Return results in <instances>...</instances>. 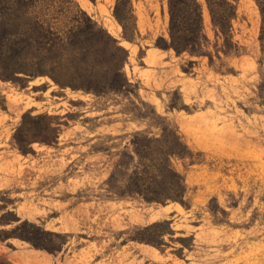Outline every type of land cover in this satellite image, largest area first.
<instances>
[{"label": "rangeland", "instance_id": "obj_1", "mask_svg": "<svg viewBox=\"0 0 264 264\" xmlns=\"http://www.w3.org/2000/svg\"><path fill=\"white\" fill-rule=\"evenodd\" d=\"M75 1L127 50L130 86L97 96L43 76L0 78V232L11 236L0 264H264V40L254 0H233L228 53L198 0L208 40L199 57L166 48V0ZM164 125L199 155L173 159L186 206L125 198L112 179L128 163L131 134L158 136ZM28 231L34 244L19 238Z\"/></svg>", "mask_w": 264, "mask_h": 264}, {"label": "trees", "instance_id": "obj_2", "mask_svg": "<svg viewBox=\"0 0 264 264\" xmlns=\"http://www.w3.org/2000/svg\"><path fill=\"white\" fill-rule=\"evenodd\" d=\"M166 1L169 13L166 48L177 55H208L203 5L198 0ZM254 2L261 18L259 39L263 41L264 0ZM204 3L215 38L222 41V48L228 53L235 46L232 38L237 11L234 1L204 0ZM113 16L122 27L123 38L129 41L126 19L118 4ZM134 32L137 33L136 25ZM127 59L128 52L120 42L75 0H0V78L3 80L43 76L60 87L97 96L119 93L130 86L123 71ZM127 147L124 155L128 163L115 168L122 177L112 175L114 186L124 187L121 195L148 205L179 203L186 206L185 180L174 168L173 159L194 163L199 161V155L186 144L178 129L164 125L158 136L147 130L136 131L131 134ZM23 224L31 228V223ZM10 237L0 232V242ZM19 238L34 244L31 231ZM145 242L157 248L165 245L161 239Z\"/></svg>", "mask_w": 264, "mask_h": 264}, {"label": "crops", "instance_id": "obj_3", "mask_svg": "<svg viewBox=\"0 0 264 264\" xmlns=\"http://www.w3.org/2000/svg\"><path fill=\"white\" fill-rule=\"evenodd\" d=\"M164 10V9H163ZM146 52H147V55H152L153 53H152V49H150V48H148L147 50H146Z\"/></svg>", "mask_w": 264, "mask_h": 264}]
</instances>
